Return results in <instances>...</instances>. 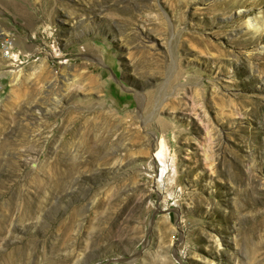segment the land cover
I'll return each instance as SVG.
<instances>
[{
  "label": "rangeland",
  "instance_id": "rangeland-1",
  "mask_svg": "<svg viewBox=\"0 0 264 264\" xmlns=\"http://www.w3.org/2000/svg\"><path fill=\"white\" fill-rule=\"evenodd\" d=\"M260 16L0 0V264H264Z\"/></svg>",
  "mask_w": 264,
  "mask_h": 264
},
{
  "label": "bare ground",
  "instance_id": "bare-ground-1",
  "mask_svg": "<svg viewBox=\"0 0 264 264\" xmlns=\"http://www.w3.org/2000/svg\"><path fill=\"white\" fill-rule=\"evenodd\" d=\"M249 28H252L256 31L258 30H264V19H262V16H260L259 18L258 17H255L252 19H249L248 20V26ZM164 141L161 140L160 141V144H159V149L158 151L155 153V155L152 156V159L153 160H156L157 161V158H159L163 164H162V171L159 175H160V178L159 176H155L156 177V182H157V189L160 188L161 186V177L164 175V173H169V168H168V165H166V162H165V156H164ZM158 177V179H157ZM163 182V181H162Z\"/></svg>",
  "mask_w": 264,
  "mask_h": 264
},
{
  "label": "built area",
  "instance_id": "built-area-1",
  "mask_svg": "<svg viewBox=\"0 0 264 264\" xmlns=\"http://www.w3.org/2000/svg\"><path fill=\"white\" fill-rule=\"evenodd\" d=\"M11 42H8V41H6V44L4 45V49L6 50V54H10V52H8L11 48H10V46H11Z\"/></svg>",
  "mask_w": 264,
  "mask_h": 264
}]
</instances>
